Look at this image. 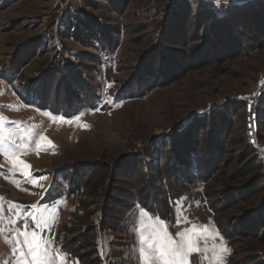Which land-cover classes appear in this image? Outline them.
Segmentation results:
<instances>
[{
  "label": "rangeland",
  "instance_id": "rangeland-1",
  "mask_svg": "<svg viewBox=\"0 0 264 264\" xmlns=\"http://www.w3.org/2000/svg\"><path fill=\"white\" fill-rule=\"evenodd\" d=\"M263 96L264 0H0V264H264Z\"/></svg>",
  "mask_w": 264,
  "mask_h": 264
},
{
  "label": "trees",
  "instance_id": "trees-1",
  "mask_svg": "<svg viewBox=\"0 0 264 264\" xmlns=\"http://www.w3.org/2000/svg\"><path fill=\"white\" fill-rule=\"evenodd\" d=\"M252 3L253 2H251V3H242V4H234L232 7H231V9H229L227 12H223V14L222 13H219V11L218 10H216L215 9V7H213V6H211V5H206V4H200L201 5V14L202 15H205V16H202L201 14V16H199V18H201V20H203V22L204 21H206L205 19H206V15L212 20V22L210 23L212 26H214L213 28H215V29H217V30H219V32H221L223 29H226V28H229V27H227V26H225L224 25V23L226 22V19H227V17L229 16V15H234L235 13H239V12H242V11H246L250 6L249 5H252ZM253 5H254V3H253ZM204 11H206V14H203V12ZM207 17V18H208ZM234 19V16H232V19L231 20H233ZM208 21H210V20H208ZM233 22H235V23H237V24H243L242 23V21H239V20H237V19H235V21H233ZM208 23V22H207ZM207 23H205V24H207ZM203 24V23H202ZM209 24V25H210ZM215 29H213V30H215ZM223 45V44H222ZM247 47L248 48H252V47H250V46H248L247 45ZM262 98H264V96L262 97ZM261 100V99H260ZM261 102V101H260ZM260 102L257 104V106H256V108H258V106L260 105ZM242 105H243V107L245 108V111L247 112V109H246V103L244 102V103H242ZM263 111H264V102H263V104H261V106L258 108V109H256V114L258 115V118L261 120L263 117H264V113H263ZM207 117V116H206ZM264 120V119H263ZM211 125H213V124H211ZM246 141L248 142V144H249V146L247 147L250 151H251V153L253 154V153H255L256 152V148H255V146L254 145H252L251 143H250V138H249V134H248V130L246 131ZM216 144V147L218 146L217 145V143H215ZM221 148H217L216 149V151L217 152H220L221 153ZM180 156V155H179ZM183 158V157H182ZM199 157H198V154H197V160L198 161H196V164L198 165V164H200V161H199V159H198ZM182 160H184V158L183 159H176L175 160V162H176V167H182V169H180V171H179V175H181V173L182 172H189L188 170V168H191V166H189L188 168L185 166V165H183V162H182ZM256 160H257V162L259 163V164H261V166H262V168H263V163H262V161H261V159H259V156L257 155V157H256ZM217 164H219V163H217ZM220 168H222V166L220 165ZM210 170L212 171V169H207V168H200L199 167V170L197 171L199 174H201V177L199 176L198 177V179H201V180H203L202 178H204L205 180H207L208 178H209V172H210ZM180 177H182V176H180ZM154 178V177H153ZM153 178H152V180H153ZM182 178H184V177H182ZM258 182L259 183H264V172H263V175L261 176V179L260 178H258ZM175 190H177V188H174ZM105 218H106V216L105 215H103L102 213H101V215H100V217H99V221H100V224L102 225L103 224V226L105 227V226H107V223L105 224ZM109 226V225H108ZM92 229H90V231H91ZM93 243L95 244V242L93 241ZM75 246V245H74ZM64 248H66L67 250H72L73 248H72V244H70L69 243V245H67V247H64ZM80 258V257H79Z\"/></svg>",
  "mask_w": 264,
  "mask_h": 264
},
{
  "label": "built area",
  "instance_id": "built-area-1",
  "mask_svg": "<svg viewBox=\"0 0 264 264\" xmlns=\"http://www.w3.org/2000/svg\"><path fill=\"white\" fill-rule=\"evenodd\" d=\"M256 94H248L247 97H245L243 100H245L244 102L251 108L252 105L254 104V98H255ZM246 105V108L248 109L247 112L252 113L251 109H249ZM206 114L202 115L205 116ZM247 130H248V134H249V138H250V143L252 145L255 146V137H256V122L249 117L248 123H247ZM257 147V146H256ZM257 153L258 156H260L261 158H264V147L262 148H257Z\"/></svg>",
  "mask_w": 264,
  "mask_h": 264
},
{
  "label": "snow or ice",
  "instance_id": "snow-or-ice-1",
  "mask_svg": "<svg viewBox=\"0 0 264 264\" xmlns=\"http://www.w3.org/2000/svg\"><path fill=\"white\" fill-rule=\"evenodd\" d=\"M217 4H219V0H217ZM33 207H35V206H33ZM0 210H2V209H0ZM35 239H36L35 235H33V241H35ZM168 240L170 243H172L171 237H168ZM183 247H184L183 245H177L176 248H174L172 250V255L173 256L179 255L181 257L186 255V253H184ZM187 247H188V250L193 252V253H195L197 251V249L195 248V246L191 242L187 245ZM33 251H35V249H33ZM166 264H187V262L185 260L181 259L180 261L173 260L170 262H166Z\"/></svg>",
  "mask_w": 264,
  "mask_h": 264
}]
</instances>
